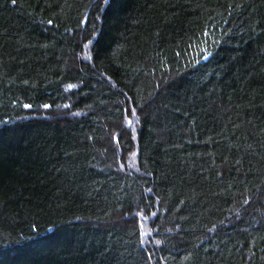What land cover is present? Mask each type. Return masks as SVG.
Segmentation results:
<instances>
[{
    "label": "trees",
    "instance_id": "16d2710c",
    "mask_svg": "<svg viewBox=\"0 0 264 264\" xmlns=\"http://www.w3.org/2000/svg\"><path fill=\"white\" fill-rule=\"evenodd\" d=\"M0 264H264V0H0Z\"/></svg>",
    "mask_w": 264,
    "mask_h": 264
},
{
    "label": "snow or ice",
    "instance_id": "6c2138e0",
    "mask_svg": "<svg viewBox=\"0 0 264 264\" xmlns=\"http://www.w3.org/2000/svg\"><path fill=\"white\" fill-rule=\"evenodd\" d=\"M12 2H13V3H15V2H16V0H12ZM110 2H111V0H106V3H110ZM48 23H49V24H51V23H52V21H51V20H49V21H48ZM24 107H30V105H24ZM44 107H45V108H48V107H50V105H47V104H45V105H44ZM135 114H136V113H135V111H133V112H132V115H135ZM128 123H129V124H131V123H132V121H131V120H129V121H128ZM247 202H248V201H245V203H247ZM141 243H143V241H141ZM156 243H157V244H159V243H160V241H157Z\"/></svg>",
    "mask_w": 264,
    "mask_h": 264
},
{
    "label": "rangeland",
    "instance_id": "374dc122",
    "mask_svg": "<svg viewBox=\"0 0 264 264\" xmlns=\"http://www.w3.org/2000/svg\"><path fill=\"white\" fill-rule=\"evenodd\" d=\"M128 122V121H127ZM129 124V123H128ZM130 125H132V123L130 124Z\"/></svg>",
    "mask_w": 264,
    "mask_h": 264
}]
</instances>
